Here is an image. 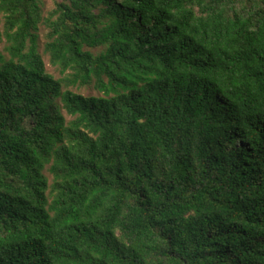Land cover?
Returning <instances> with one entry per match:
<instances>
[{
    "label": "trees",
    "instance_id": "obj_1",
    "mask_svg": "<svg viewBox=\"0 0 264 264\" xmlns=\"http://www.w3.org/2000/svg\"><path fill=\"white\" fill-rule=\"evenodd\" d=\"M53 4L0 0V264H264V0Z\"/></svg>",
    "mask_w": 264,
    "mask_h": 264
},
{
    "label": "rangeland",
    "instance_id": "obj_2",
    "mask_svg": "<svg viewBox=\"0 0 264 264\" xmlns=\"http://www.w3.org/2000/svg\"><path fill=\"white\" fill-rule=\"evenodd\" d=\"M53 1L54 0H46V6L45 9L49 10L53 7ZM45 31L42 32V34H44ZM42 41H44V38L42 37ZM48 69L49 70H53V67L48 63ZM80 92L85 93V94H89V93H96L94 90H92L91 88L88 87H82V89H79Z\"/></svg>",
    "mask_w": 264,
    "mask_h": 264
}]
</instances>
